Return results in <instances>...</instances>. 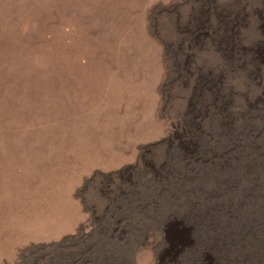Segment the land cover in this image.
Instances as JSON below:
<instances>
[{"label": "rangeland", "instance_id": "1", "mask_svg": "<svg viewBox=\"0 0 264 264\" xmlns=\"http://www.w3.org/2000/svg\"><path fill=\"white\" fill-rule=\"evenodd\" d=\"M263 8L0 0V264H264V119L220 120L264 113L220 49Z\"/></svg>", "mask_w": 264, "mask_h": 264}, {"label": "bare ground", "instance_id": "2", "mask_svg": "<svg viewBox=\"0 0 264 264\" xmlns=\"http://www.w3.org/2000/svg\"><path fill=\"white\" fill-rule=\"evenodd\" d=\"M264 9V8H263ZM263 11V10H262ZM242 12V11H241ZM254 12V11H253ZM252 14V13H251ZM235 15V14H234ZM253 15V14H252ZM239 16V15H238ZM248 16V15H247ZM255 16H257L256 19L257 20V23H252L251 22V27H253V30H254V34L253 36L256 35V37H258V41L252 43V40H251V43L248 42V40H250L251 37L247 36L248 38H244L243 36V32L244 30L246 29L247 30V27L249 25L247 24H244V23H241L243 24L244 26H241L239 23L240 26L238 27H232V26H226L224 28V34H225V39L223 40V43H222V46H221V54H223L222 56V61H224V65H225V71L223 72V74H225L226 72H229L231 74H233V76L235 75L234 78H236V76H239L241 74V76H243L245 79H247L246 81H250L251 83H254L257 87V88H261L263 86V82H264V12H257L255 14ZM224 17V16H223ZM226 17V16H225ZM235 17L237 18V16L235 15ZM250 18V17H248ZM225 20V19H224ZM246 20V19H245ZM223 21V20H222ZM231 21V20H230ZM238 21V20H237ZM235 22V21H234ZM246 22V21H245ZM255 22V21H253ZM208 23V22H207ZM220 23V22H219ZM225 23V22H224ZM250 22H248L249 24ZM253 24V26H252ZM255 24V25H254ZM210 25V23H209ZM222 25V24H221ZM220 25V26H221ZM207 26V25H206ZM222 27V26H221ZM212 28V27H211ZM217 28V27H216ZM221 29V28H219ZM244 29V30H243ZM251 29V28H249ZM210 29H208L209 31ZM211 31V30H210ZM215 31V30H214ZM220 31V30H218ZM217 32V31H216ZM210 33V32H209ZM221 33V32H220ZM245 33V32H244ZM251 33V32H249ZM205 34V33H204ZM219 34V33H218ZM252 34V33H251ZM251 34H249L251 36ZM231 35V37H230ZM248 35V34H247ZM204 36V35H203ZM211 36V35H210ZM252 36V39H254V37ZM211 38H214V37H211ZM216 39V38H215ZM219 39V38H218ZM222 39V38H221ZM220 39V40H221ZM203 40V39H202ZM205 43V42H204ZM215 43V42H214ZM213 44V43H211ZM208 47V46H207ZM206 47V48H207ZM205 48V49H206ZM224 48V49H223ZM213 49H214V46H213ZM220 51V50H219ZM219 55V54H218ZM220 57V56H219ZM221 63V62H220ZM222 64V63H221ZM220 64V65H221ZM223 68V67H222ZM220 68V69H222ZM220 71V70H219ZM221 74V73H220ZM227 75H229L228 73H226ZM230 74V76H231ZM212 76V75H211ZM240 76V77H241ZM226 78V76H225ZM231 78V77H230ZM229 78V79H230ZM233 78V77H232ZM231 78V79H232ZM242 79V77H241ZM213 80V79H212ZM239 80V79H237ZM219 81V80H218ZM235 81V80H233ZM240 81V80H239ZM244 81V80H243ZM224 82V81H223ZM229 83L231 82L230 80L228 81ZM237 82V81H235ZM241 82V81H240ZM245 82V81H244ZM249 82V83H250ZM228 83V84H229ZM232 83V82H231ZM248 83V82H247ZM250 83V84H251ZM223 84V83H222ZM226 85V84H225ZM236 85V84H235ZM244 85V84H243ZM243 85H239L241 87H243ZM213 86V85H212ZM229 86V85H227ZM226 86V87H227ZM253 85H251L252 87ZM225 87V88H226ZM235 87V86H234ZM234 87H233V91H234ZM240 87V88H241ZM249 87V86H248ZM254 87V86H253ZM214 88V87H213ZM217 88V87H215ZM221 88V87H220ZM224 88V89H225ZM223 89V87H222ZM223 89V90H224ZM231 89V87H230ZM246 89V88H245ZM251 89V88H250ZM262 89V88H261ZM215 90V89H214ZM236 90V89H235ZM239 90V87L238 89ZM253 90V88H252ZM251 90V92H252ZM255 90V89H254ZM229 91V90H228ZM261 92V90H259ZM220 92V91H219ZM223 92V91H221ZM241 92H243V89L241 90ZM249 92V93H251ZM217 93V92H215ZM227 93V92H225ZM233 93V92H232ZM238 93V91H237ZM244 95H245V92H243ZM253 93V92H252ZM251 93V94H252ZM213 94V93H212ZM236 94V93H235ZM250 94V95H251ZM224 95V94H223ZM234 95V94H233ZM238 95V94H237ZM255 95V94H254ZM257 95V94H256ZM255 95V96H256ZM217 96V95H216ZM264 96V95H262ZM262 96H259L257 99L254 98V100H263L261 99ZM225 97V96H223ZM235 97V96H234ZM250 97V96H249ZM252 97V96H251ZM229 98V97H228ZM231 98V97H230ZM229 98V99H230ZM237 98V97H236ZM226 99V98H225ZM223 99V100H225ZM238 99V98H237ZM247 99V98H246ZM254 100H247V104L249 105V109L253 108V106L255 105L254 103L256 101ZM231 101V100H230ZM238 102H240L239 100H237ZM218 102V101H217ZM222 102V101H221ZM258 103L260 101H257ZM223 104H224V107H223V118L220 119L221 120V123H222V127H223V135L225 137H233V136H239V135H242L243 133L245 134H250L255 128L252 129V123L254 122V120H256L257 118H260L261 119H264V113H258V114H246V118H248L247 122L246 123H242L240 124L239 123V119L237 115L239 114H236L235 113V110L232 111L231 108H234V107H228V103L227 101H223ZM230 104V103H229ZM235 104V103H234ZM243 104V102H242ZM240 104V105H242ZM233 105V104H232ZM239 105V104H238ZM239 105V106H240ZM247 105V106H248ZM260 107V106H259ZM241 108V106L239 107ZM244 108V107H243ZM247 108V109H248ZM218 109V108H217ZM222 109V108H221ZM255 109V108H254ZM258 109V108H257ZM150 110V109H149ZM244 110V109H243ZM261 110V109H260ZM242 111V110H240ZM246 111V110H245ZM257 111V110H255ZM264 111V110H263ZM219 112V111H218ZM220 113V112H219ZM238 113V112H237ZM243 113V112H242ZM240 112V114H242ZM243 116V114H242ZM239 117H241L239 115ZM219 119V118H218ZM244 118H242L243 120ZM241 120V122H242ZM221 132V131H220ZM221 132V133H222ZM223 136V137H224ZM166 237H167V241H168V248L165 250V253H167L168 257L167 260H166V264H175L176 260L178 259V257L182 256L183 255V249H182V246H177L175 245L174 242H172V240L170 239V237L167 235L166 233ZM178 251V252H177ZM186 260L187 259H181L177 262V264H181L182 261Z\"/></svg>", "mask_w": 264, "mask_h": 264}]
</instances>
